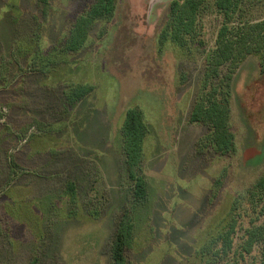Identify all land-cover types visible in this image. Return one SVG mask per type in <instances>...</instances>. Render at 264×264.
Instances as JSON below:
<instances>
[{"label": "rangeland", "instance_id": "374dc122", "mask_svg": "<svg viewBox=\"0 0 264 264\" xmlns=\"http://www.w3.org/2000/svg\"><path fill=\"white\" fill-rule=\"evenodd\" d=\"M173 1L0 0V264H117L126 212L124 264H264V191L251 206L264 180V73L248 56L223 80L234 146L218 150L191 117L219 86L205 85L206 61L225 18L203 0L194 35L175 41ZM100 2L110 13L77 47L75 25ZM263 19L264 0H243L230 22ZM134 111L147 185L137 202L125 131Z\"/></svg>", "mask_w": 264, "mask_h": 264}, {"label": "trees", "instance_id": "16d2710c", "mask_svg": "<svg viewBox=\"0 0 264 264\" xmlns=\"http://www.w3.org/2000/svg\"><path fill=\"white\" fill-rule=\"evenodd\" d=\"M243 0H215L218 10L224 15L225 22L218 32L215 50L208 55L206 61V86H214L216 79L221 78L219 86L213 87L207 94V101H199L195 105L191 120L193 122L204 123L211 132V139L218 150L222 152L230 151L234 146L233 134L228 125L229 106L219 98L222 82L230 80L232 74L240 63L248 56H253L258 60L260 72L264 73V19L258 22L246 23L243 26L231 24L232 15L239 8ZM203 0H174L170 5L169 18L172 30V37L175 41L182 42L185 35H194L196 32L197 18L202 10ZM100 2L94 5L88 13L87 19L80 20L72 34L78 40L77 47L83 42L85 28L93 19L109 14ZM79 46V47H80ZM229 65V70L225 76L221 77L220 69ZM223 82V83H224ZM86 89L74 90L69 97L72 102L82 98ZM126 131V152L128 157L129 177L134 182L133 200L135 202L147 197V185L142 176L137 174V163L139 161L141 143L143 142L145 131L142 124V117L139 112H131L125 124ZM258 184L257 189L251 194V206L257 208V192L263 193L264 180ZM126 212L118 223L116 234L112 243V258L117 264H124L126 251L130 246L133 232V222ZM264 229H262L263 231ZM254 237L261 236L259 230L254 231Z\"/></svg>", "mask_w": 264, "mask_h": 264}]
</instances>
